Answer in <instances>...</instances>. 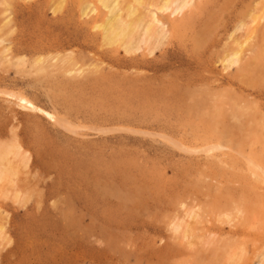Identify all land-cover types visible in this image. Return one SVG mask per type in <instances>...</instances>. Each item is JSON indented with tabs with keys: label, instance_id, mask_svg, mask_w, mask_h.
<instances>
[{
	"label": "rangeland",
	"instance_id": "obj_1",
	"mask_svg": "<svg viewBox=\"0 0 264 264\" xmlns=\"http://www.w3.org/2000/svg\"><path fill=\"white\" fill-rule=\"evenodd\" d=\"M52 1L10 0L6 26L0 0L3 44L26 63L21 71L0 62V91L26 94L72 121L76 130L63 129L0 92V143L16 141L30 154L17 175L20 201L13 200L9 185L8 197L0 193L7 210L0 264H199L212 259L219 238L247 246L249 259L241 264H251L264 248V180L248 171L247 159L264 164V145L251 134L244 138L251 119L232 116L227 99L225 117L210 122L209 115L221 95L264 114V69L241 70V63L224 68L221 62L245 33L236 28L239 21H249L253 6H262L259 0H199L183 18L189 25L174 29L151 53L144 46L133 53L102 46L94 18L80 15L77 0H65L55 13ZM169 19L177 26L183 20L181 13ZM263 25L252 38L254 48L264 46ZM47 52H70L86 65L103 61L94 74L85 69L70 77L53 67L45 76L31 73L34 57ZM248 56L244 63L253 62ZM83 123L95 129H78ZM175 140L189 147L219 140L223 146L206 155L180 149ZM236 201L247 217L218 220L219 211ZM192 210L200 215L198 222L186 217ZM181 217L203 239L174 234L173 219Z\"/></svg>",
	"mask_w": 264,
	"mask_h": 264
},
{
	"label": "bare ground",
	"instance_id": "obj_2",
	"mask_svg": "<svg viewBox=\"0 0 264 264\" xmlns=\"http://www.w3.org/2000/svg\"><path fill=\"white\" fill-rule=\"evenodd\" d=\"M1 1H3L5 4L4 8H3L4 9L3 10V14H4L3 24L8 26L11 22V15H10L11 13L10 12L7 13L8 10L11 8V4L9 2L10 0H1ZM77 1L79 3L78 7L80 9V15L84 16V17L94 18L93 19L94 23H93L92 28L93 29L95 28L97 31H99L100 39H101L100 41L102 42L101 45L102 46L107 45V46H114L117 48H122L121 50H124V52H126V53H131V52L133 53L134 51L140 49L142 46H144L143 48H145V51L147 49V51L149 53L153 52V50L155 48L157 49V47H159L160 45H162L164 43L165 39L168 38V36L170 35V33L173 32L174 29L175 30L177 29V31H179L180 27L189 25L188 24L189 19L184 21L185 15H187L195 6H197V3L200 2L199 0H77ZM52 2H53L54 7L51 8V11L53 13H55L56 11L58 12L61 9V7H63V4H65L64 3L65 0H57V2H56V0H54ZM258 3H261L262 6L260 7L257 4H256V6H253L254 8L255 7L256 8L254 9L255 11H253V12L250 11L251 13L249 14V21H250V22L248 21L249 23L245 22V20H243V19L239 21L236 28H240V29L243 28L245 30L244 31L245 33H243V36L241 35L242 37L240 36L241 39L233 40L232 47L229 48L230 50H228L224 54L222 61H221L223 63L222 66L224 68H230L232 65L241 63V66L239 67V68H241V70H247V71L249 70V72H250V70L251 71H255V70L260 71V70L264 69V46L256 48L257 45H254L255 46V48H254L252 45V38L256 35V31L259 28L258 25H262V22L264 21V0H259ZM168 9L170 10V12L167 14V17L165 15L158 14V12H160V11L164 12L165 10H168ZM173 13H177V14L181 13L182 19L184 18L181 21V23L178 24V26L176 24L177 21L175 19H171V20L169 19L171 22L168 20L170 14H173ZM183 13H185V14L183 15ZM263 30H264V28H263ZM261 33L262 32H260V34ZM201 34H202V36H205V35L207 36L209 34V32H207V34L205 32H203ZM4 38H5V40H7L6 34H5V37L0 36V62L5 63L7 65L11 64V66L14 65L16 67V69L18 68L21 71H22V69L24 70V67L26 65L25 60H24V56H17L14 58V56L9 51L10 46L3 44V42L5 41ZM253 41H254V39H253ZM249 50H250V53L246 54L247 51H249ZM57 51H58V49H57ZM251 51L253 52V56L249 57L248 55H251ZM70 52L73 53L72 51H70ZM70 52L66 53L65 55L63 53L62 56L58 55L59 53L61 54V52H59V53L57 52L58 54L55 53L54 55H49L48 52H47V54L45 53V55L40 53L39 55L35 56L34 59L31 61L30 67L33 69V71H31V73L32 72H34V73L36 72V74L42 73V74H44L43 76H45L48 73L49 68L53 67L57 71H58V68L59 69L61 68L62 73L65 75H70V77H74L75 73L77 76L80 73L84 74L82 72H84L85 69L87 70V71H85L86 73L91 72L94 74L98 71V69L100 67L99 65L102 64V61H103V60H100L99 62L90 63V64L86 65L85 62L79 63L78 61H76L75 55L73 56V54H71ZM51 53H53V52H51ZM245 55L248 56L249 59L252 57L253 62L247 61L246 63H244L243 59H245V57H246ZM248 58H246V59H248ZM97 60H99V59H97ZM53 68L51 69L52 71H53ZM28 70H30V69H28ZM26 72H28V71H26ZM28 73H30V71ZM256 78H258V77H256ZM263 81H264V79H263ZM69 83H71V82L69 81ZM4 90L5 89H3L2 91L5 94H9V95L15 97L16 103L21 108L25 109V107H27L28 109L36 110L39 113H42L43 115L49 117L55 124L57 123L59 126H61V128L63 127V129H66V130H69L72 132L76 131L75 129H73L75 126L73 124V122L68 120L66 117H63V115L60 116L58 114L50 112L49 110L37 105L26 94L19 93V92L14 93L12 90H10L11 91L10 92L7 89L5 91ZM2 91H0V92H2ZM198 92H200V91H198ZM214 95H215V93H214ZM208 99H210V98H208ZM226 99H227V101H225ZM198 100H199V98H198ZM223 100L227 103V105H229L230 113L232 114V116L239 118V117L245 115L251 119L250 120L251 122H254V123L250 122L248 124L249 127H247L246 129L243 128V130L246 132L244 135V138L248 137V134H251L253 139H254L253 140L254 142H255V140H256V142H263V145H264V114L263 113L259 114L258 113L259 111L255 110V108L253 106H251L250 104L242 103V101L235 96L221 95L217 98H214V100H213L214 102L212 100H210L213 102L212 106L214 107V108H212L213 110L209 115L210 122H213L214 120L218 122L221 120V119L219 120V118H223V116L226 115L225 109L223 107L226 103L225 102L222 103ZM194 104H192V106ZM196 106H197V104H196ZM205 108H206V106H205ZM203 120H204V118H203ZM207 125H208V123H207ZM210 125H211V123H210ZM256 126L260 132H258V130L256 129ZM87 127H89V129L90 128L95 129V127H92L91 125L85 126V124L84 125H78L77 128L78 129L79 128H85L86 129ZM97 128H98L97 130H99L98 126H97ZM120 128L123 129V127L119 126L118 129L120 130ZM127 128H128V126H127ZM110 129L111 128H109L107 126H104V128H102V130H105V131L110 130ZM113 129L115 130V128H113ZM130 129L132 130L131 127H130ZM144 131H146V130H144ZM141 132H143V131H141ZM148 134H150V133H148ZM236 141L237 142L235 144L237 146H240L242 139L240 141L237 139ZM174 142L178 147H180V149L183 148L186 151L189 150L191 152L192 151L193 152H204L206 155H210V154L213 155V153L217 149H221L220 147L222 145L221 141H219V140H217L216 142L211 141L209 143H205L203 146L196 145L195 147L186 146V144L184 145V144L180 143V141H177V140H175ZM263 147H262V149H263ZM21 148L22 147L20 146V144L16 143V141L10 140L9 142L4 141L3 143L2 142L0 143V193L1 194L3 193V196H5V198L8 197L9 193L11 191L9 192L8 189L4 190V188H5V186L9 185L8 187L14 188L13 190L15 191L12 194V198L14 201H20L19 200L20 195L18 193L20 190L15 188V186L16 187L18 186V184L16 185V183H18V182H16V180L18 179L17 175L19 173H21L20 172L21 166H23V167L28 166L27 163H28V160L30 159V154L27 152V150L22 151ZM263 153H264V149H263ZM247 161H248V165L250 167V170H248V171H250V173H252L254 175L255 179L257 178V180L258 179L264 180V164L263 163L261 164V162L257 161L256 158L253 156H249ZM24 174H25V172H24ZM18 177H19V175H18ZM19 180H21V179H18V181ZM22 180H24V178ZM259 182H261V181L259 180ZM11 185L14 187H12ZM18 188H20V187H18ZM25 188L27 189V187H25ZM3 191H5V192H3ZM27 197H29V196H27ZM256 200H257L256 202L259 201L258 199H256ZM238 201H239V199H238ZM234 203H237V204H234ZM234 203H232V204H234V206H230V207H232V209L230 208L227 210V207H226V208H224L223 213H220V211H219L217 217H220V216L221 217L218 220L227 223L228 221L231 222L232 221L231 219L235 218V217L234 218L232 217L234 215H236L237 217H241L242 220H244L245 217H247L245 214L246 210H244V208H242V207H244V205L241 204L240 202H237V201ZM251 203H253V205L255 204L254 202H251ZM22 205H23V203H22ZM225 206H227V205H225ZM262 207H261V209H262ZM233 208L235 209V211L233 210ZM245 209H247V208H245ZM197 210L198 209H195V211H197ZM5 211H7V210H5V207H3L2 204H0V240L1 241H3L4 237L7 235V233L5 235V222L7 220V218H5L7 216ZM195 211H193V210L190 211L189 213H187L188 215L186 217H191L192 220L198 222L200 215L198 216V212H195ZM232 211H234V212H232ZM249 212L250 211H248V214H249ZM255 212H256V209H255ZM257 212H256V214H257ZM259 213L261 214V212H259ZM258 217H260V216H258ZM262 217H264V216H262ZM252 218H255V216ZM255 219H257V218H255ZM173 220H172L173 223L171 224L172 225L171 230L173 231L174 234L180 235V236L184 237V239L189 238L190 241H192L191 238H194V239L198 238L199 240H201V238L203 239V236H198L199 234L197 235L195 233L196 230H198L197 228H196V230H194V228L192 227V226L195 227V225H192L190 222L184 220L183 218L182 219L177 218V219H173ZM192 220H190V221H192ZM196 222H194V224ZM249 223H250V221H249ZM254 225H257V223L255 222ZM258 225H259V223H258ZM204 237H206V236H204ZM210 238L213 239L214 237H210ZM5 239H6V237H5ZM207 239H208V237H207ZM212 239L208 240V241L209 242L213 241ZM8 240H10V239H8ZM216 240H218V239H216ZM219 240H220V238H219ZM219 240L217 242H219ZM243 240L244 239H242V241ZM190 241H189V243L191 244L193 241L192 242H190ZM221 241H223V242H221ZM244 241H247V240H244ZM213 242H215V241H213ZM217 242H216L217 246L214 243V246H216V247L213 250L214 252H213V255L211 257L212 259L208 260L206 262H201L199 264H241L242 261H244L245 259H247L249 257V256H246V254L248 253V251H251V250H247V248H246L247 246H244L240 242L236 243L234 240H231V239L220 240L219 245ZM246 243H248V241ZM247 245H249V244H247ZM253 255L254 256H252V258L253 257L254 258H253V261L251 264H264V248L262 249V251H259L258 253H256V255L255 254H253ZM208 256H209V254H208ZM198 262H197V264H198Z\"/></svg>",
	"mask_w": 264,
	"mask_h": 264
}]
</instances>
